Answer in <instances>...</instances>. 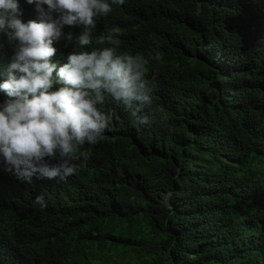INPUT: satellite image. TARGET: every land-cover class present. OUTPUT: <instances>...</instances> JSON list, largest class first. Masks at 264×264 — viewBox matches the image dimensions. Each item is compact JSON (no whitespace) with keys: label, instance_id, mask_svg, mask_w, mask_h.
<instances>
[{"label":"trees","instance_id":"16d2710c","mask_svg":"<svg viewBox=\"0 0 264 264\" xmlns=\"http://www.w3.org/2000/svg\"><path fill=\"white\" fill-rule=\"evenodd\" d=\"M113 26L147 60L149 122L106 97L77 173H0V264H264V0H125L91 47Z\"/></svg>","mask_w":264,"mask_h":264},{"label":"clouds","instance_id":"9594fccd","mask_svg":"<svg viewBox=\"0 0 264 264\" xmlns=\"http://www.w3.org/2000/svg\"><path fill=\"white\" fill-rule=\"evenodd\" d=\"M124 3L0 0V38L11 47L0 56V72L7 75L0 92L8 98L0 102V173L29 183L33 176L59 182L77 173L90 158L84 146L101 142L109 128L106 97L139 124L149 122L145 56L118 53L116 26L96 41L110 46L91 47L97 20ZM154 59H161L159 52ZM35 203L44 207V196Z\"/></svg>","mask_w":264,"mask_h":264}]
</instances>
